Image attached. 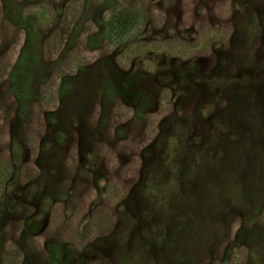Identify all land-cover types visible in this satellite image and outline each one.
Instances as JSON below:
<instances>
[{
  "label": "rangeland",
  "instance_id": "1",
  "mask_svg": "<svg viewBox=\"0 0 264 264\" xmlns=\"http://www.w3.org/2000/svg\"><path fill=\"white\" fill-rule=\"evenodd\" d=\"M0 264H264V0H0Z\"/></svg>",
  "mask_w": 264,
  "mask_h": 264
}]
</instances>
